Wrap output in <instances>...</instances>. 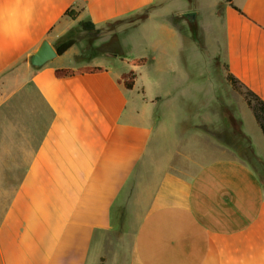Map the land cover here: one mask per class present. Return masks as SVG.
Masks as SVG:
<instances>
[{
  "label": "crops",
  "instance_id": "crops-1",
  "mask_svg": "<svg viewBox=\"0 0 264 264\" xmlns=\"http://www.w3.org/2000/svg\"><path fill=\"white\" fill-rule=\"evenodd\" d=\"M208 3L226 70L264 101V0ZM198 6L0 0V264H264V178L215 144L207 153L191 144L188 159L181 150L188 74L162 55H181L174 18ZM147 8L144 21L128 20ZM69 38L76 43L63 55L30 64L44 40L55 49ZM86 66L105 71L55 76ZM130 71L137 79L127 89L119 80ZM13 107L31 118L10 116ZM254 122L243 131L264 163Z\"/></svg>",
  "mask_w": 264,
  "mask_h": 264
},
{
  "label": "rangeland",
  "instance_id": "rangeland-1",
  "mask_svg": "<svg viewBox=\"0 0 264 264\" xmlns=\"http://www.w3.org/2000/svg\"><path fill=\"white\" fill-rule=\"evenodd\" d=\"M208 1L199 0V8H197L199 14L189 13L183 17L174 18V22L180 27L184 37L181 55L175 57L176 52L172 50L162 55L163 62L167 67L180 62L188 74V76L181 78L186 84L180 88L181 91H188L185 92V97H189V101L184 103L183 117L177 127L183 141L181 150L185 158L188 159L189 156L195 155V144H198V149L206 153L211 151L212 145L215 144L216 148L223 147L230 156L253 166L259 176L264 178V172L260 166L249 157L242 156V150L240 147H236L234 139L229 141V136L232 135L233 131L232 120L242 131L244 123L246 131H249L252 126H256V123L253 112L243 94V89L234 87L227 78L228 71L222 61L223 31L219 26L215 27L217 21H212V8H209ZM190 5H194V3ZM189 9L196 10V8ZM140 14L128 20H133ZM218 14L220 15V8L217 16ZM189 15H193L194 20H190ZM118 25V23L110 25L103 33L114 32ZM193 27L196 28V31L193 30ZM78 34L74 33L72 36L79 38ZM91 37V42H93L94 35ZM84 40L86 41V39ZM106 46L111 50L113 49L114 52L120 53L121 51L116 42ZM129 53L127 52V55L131 56ZM148 59L150 60V58ZM149 66L155 69V66ZM151 70L153 71V69ZM18 111L20 112V108L16 109V107L8 110L10 116H16ZM167 115V118H170V112H167ZM18 116L31 118L32 114L31 112H23L19 113ZM166 126L168 129L175 128L173 123ZM262 140L264 142L263 137ZM191 144L194 146V150L189 148ZM180 161L179 159V164Z\"/></svg>",
  "mask_w": 264,
  "mask_h": 264
},
{
  "label": "trees",
  "instance_id": "trees-1",
  "mask_svg": "<svg viewBox=\"0 0 264 264\" xmlns=\"http://www.w3.org/2000/svg\"><path fill=\"white\" fill-rule=\"evenodd\" d=\"M186 1H188L190 4H193L195 2V0H186ZM232 1L233 0H225L226 3H231ZM151 9L152 8L145 9L142 14H140L138 17L134 19V21L136 22L144 21L145 19H147ZM66 15L73 20H75L77 17V13L74 10L67 11ZM81 26L83 27V29L90 31L91 33H94L95 35H99L101 33V30L95 29V26L90 22L81 23ZM193 30L196 31V28L193 27ZM75 43H76L75 38H69L63 43L57 45L55 47V50L59 56L63 55ZM149 61L150 60L148 58H130L128 60V63L135 67H140V66H144L148 64ZM104 71H105L104 67L86 66V67H79L77 69H58L55 72V76L56 78L60 79V78L78 76L82 74L102 73ZM227 78L234 87L238 89L240 88L243 89V94L245 95L247 104L251 108L254 118L258 126L261 128L262 133L264 135V101L258 95H256L253 91H251L250 89L245 87L242 83H240L239 80H237L229 72H228ZM136 79H137V74L134 71H130L128 73H124L121 76L119 81L123 83L125 88L132 89L135 85ZM232 125H233V131H232V135L229 136V141L231 139H234L236 142V147H240L242 150V154H243L242 156L249 157L252 161L256 162L260 166L262 171L264 172V163L256 156V153H255V150H254V147L252 145L250 138H248L246 134L239 127H237L236 122L234 120H232Z\"/></svg>",
  "mask_w": 264,
  "mask_h": 264
},
{
  "label": "water",
  "instance_id": "water-1",
  "mask_svg": "<svg viewBox=\"0 0 264 264\" xmlns=\"http://www.w3.org/2000/svg\"><path fill=\"white\" fill-rule=\"evenodd\" d=\"M190 20H194L193 15L188 16ZM59 55L48 40H44L38 50L30 57V64L34 67H42L48 62L54 60Z\"/></svg>",
  "mask_w": 264,
  "mask_h": 264
}]
</instances>
